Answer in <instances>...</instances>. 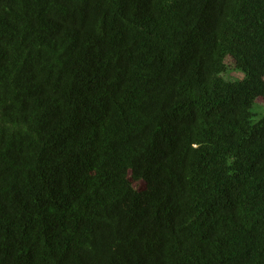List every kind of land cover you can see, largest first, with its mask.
Instances as JSON below:
<instances>
[{
    "label": "trees",
    "instance_id": "1",
    "mask_svg": "<svg viewBox=\"0 0 264 264\" xmlns=\"http://www.w3.org/2000/svg\"><path fill=\"white\" fill-rule=\"evenodd\" d=\"M0 264H264V0H0Z\"/></svg>",
    "mask_w": 264,
    "mask_h": 264
},
{
    "label": "rangeland",
    "instance_id": "2",
    "mask_svg": "<svg viewBox=\"0 0 264 264\" xmlns=\"http://www.w3.org/2000/svg\"><path fill=\"white\" fill-rule=\"evenodd\" d=\"M242 76L241 73L236 71H228L227 74H225V77L229 80H236Z\"/></svg>",
    "mask_w": 264,
    "mask_h": 264
}]
</instances>
